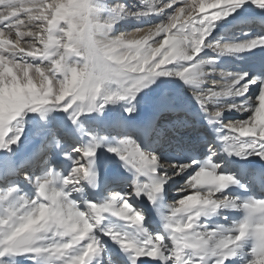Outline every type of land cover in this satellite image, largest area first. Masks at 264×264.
Returning <instances> with one entry per match:
<instances>
[{
    "label": "snow or ice",
    "instance_id": "obj_1",
    "mask_svg": "<svg viewBox=\"0 0 264 264\" xmlns=\"http://www.w3.org/2000/svg\"><path fill=\"white\" fill-rule=\"evenodd\" d=\"M0 264H264V0H0Z\"/></svg>",
    "mask_w": 264,
    "mask_h": 264
}]
</instances>
